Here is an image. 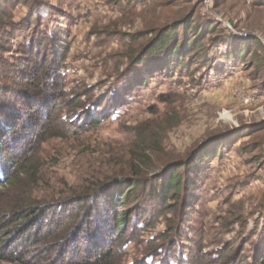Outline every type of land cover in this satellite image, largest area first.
<instances>
[{
    "label": "rangeland",
    "instance_id": "obj_1",
    "mask_svg": "<svg viewBox=\"0 0 264 264\" xmlns=\"http://www.w3.org/2000/svg\"><path fill=\"white\" fill-rule=\"evenodd\" d=\"M42 2L30 31L11 34L9 26L6 35L0 32V46L20 48L36 30L57 37L51 49L54 44L60 47V41L69 49L66 54L47 52L42 68L44 75L56 67L65 75L64 97L58 103L71 106L63 111L71 114L69 123L57 124L51 132L56 136L36 145L32 161L36 172L27 180L31 197L50 205L74 200L96 180L124 176L130 182L139 170L143 177L153 178L167 167L189 165L199 150L216 149L190 176L195 178L194 207L188 211L182 206L159 217L154 228L141 231L128 244L122 262L136 258L139 263L145 239L162 234L167 221L176 216L181 234L196 243H188L184 250L220 251L218 264L235 261L236 254L251 263L254 250L264 247V0ZM30 13L22 4L10 12L13 22ZM185 15L194 16L190 24H199L205 32L199 47L191 51L199 63L157 71L144 68L152 57L138 55L150 45L154 31L171 33L176 28L180 37L182 26L176 22ZM207 25L210 30L204 31ZM253 38L259 41L253 49L254 65L243 53ZM15 50L1 53L7 62L1 70L24 73L35 66L33 60L28 62L30 54ZM17 58L23 63H15ZM0 82L12 83L9 90L15 95L20 92L16 88L20 79L14 74ZM81 103L84 110L87 104L102 106L105 114L97 124L78 129L74 114L81 109L73 105ZM112 104L119 109L110 116L107 107ZM187 170L189 166L180 170L182 177ZM135 203L127 202L123 209ZM179 237L171 232L163 241ZM175 252L171 251L173 256Z\"/></svg>",
    "mask_w": 264,
    "mask_h": 264
},
{
    "label": "trees",
    "instance_id": "obj_2",
    "mask_svg": "<svg viewBox=\"0 0 264 264\" xmlns=\"http://www.w3.org/2000/svg\"><path fill=\"white\" fill-rule=\"evenodd\" d=\"M18 4L27 6L31 13L22 22H13L11 8ZM44 5L42 0H0V32L3 31L6 35L9 26L11 34L18 33L19 30L30 31L34 27L32 22H36L33 16ZM192 17L194 16L185 15L176 22L182 26L180 37L176 36V28L171 33L154 31L150 45L138 55L139 58L150 56L154 61L142 62V66L157 71L186 67L189 61L191 64H198L199 61L193 59L191 51L199 47V40L205 32L198 28L199 24H190ZM205 27L204 31L210 30L211 26ZM33 31L35 32L27 40L21 42L20 48L0 46V73H3L0 79H6L11 74H14L15 79H20L16 86L20 92L16 95L9 90L12 83L6 85L0 82V263L123 264V255L136 235L154 228L158 218L169 212L176 213L182 206L188 207V211L194 207L195 178L190 176L204 161L214 156L216 149L199 150L190 157L189 165L177 166L174 170L167 167L154 174L153 178L143 177L145 174L139 170L140 172L134 173L131 178L134 180L130 182L124 176L106 178L104 182L96 180L74 200L51 205L36 202L31 197L27 181L36 172L32 162L38 152L36 145L43 142L45 137L57 135L51 132L57 124L68 122L71 113L63 111L71 106L58 103L62 101L66 88L65 75L59 67L48 69L50 73L45 72V75L42 69L47 61V52L50 51L52 55L58 51L66 54L69 51L67 44L60 41V47L54 44L52 50L51 41L56 42L57 37ZM258 45L259 41L253 38L247 41L243 50L245 60H252V65L256 63L252 58L254 48ZM14 49L19 53L30 54L28 62L33 60L35 66L32 69L25 68L24 73L17 69L1 70L7 65L1 53ZM19 61L21 59L15 63ZM73 107L81 109V112L74 114V119L79 122L75 124L78 129H84L88 123L97 124L99 118L103 117L100 115L105 114L106 110L95 104H87L85 110L84 103ZM118 107L119 105L114 104L107 107L108 115L114 114ZM71 123L73 122L70 121ZM187 166L190 171L187 170L186 176L182 177L180 170ZM125 185L128 186L124 188ZM133 200L136 203L132 208L124 210L128 206L127 202ZM144 201H149V204L144 206ZM109 213L111 214L108 215ZM129 223L130 228L127 227ZM180 223L176 216L168 220L162 234L145 239L146 245L139 252V263L133 258L129 264H153L155 259L156 264H218V259L223 257L220 251L200 254L183 249L188 243L194 246L196 243L190 240L188 234H181ZM171 232L180 237L176 241L171 239L164 243V237H168ZM158 240L161 242H157ZM181 242L186 244L183 246ZM173 249H176L174 256L171 253ZM198 250L201 252V248ZM252 255L253 260L249 264H264V247L254 250ZM147 257L152 260L147 262ZM235 258L238 259H229L220 264H248L249 260H246L245 255L236 254Z\"/></svg>",
    "mask_w": 264,
    "mask_h": 264
},
{
    "label": "bare ground",
    "instance_id": "obj_3",
    "mask_svg": "<svg viewBox=\"0 0 264 264\" xmlns=\"http://www.w3.org/2000/svg\"><path fill=\"white\" fill-rule=\"evenodd\" d=\"M228 117H225V119L227 120Z\"/></svg>",
    "mask_w": 264,
    "mask_h": 264
},
{
    "label": "built area",
    "instance_id": "obj_4",
    "mask_svg": "<svg viewBox=\"0 0 264 264\" xmlns=\"http://www.w3.org/2000/svg\"><path fill=\"white\" fill-rule=\"evenodd\" d=\"M243 35H247V34L243 33Z\"/></svg>",
    "mask_w": 264,
    "mask_h": 264
}]
</instances>
